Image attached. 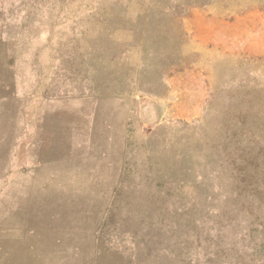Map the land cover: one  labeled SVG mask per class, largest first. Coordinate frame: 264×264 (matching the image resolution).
I'll return each instance as SVG.
<instances>
[{
    "label": "rangeland",
    "instance_id": "374dc122",
    "mask_svg": "<svg viewBox=\"0 0 264 264\" xmlns=\"http://www.w3.org/2000/svg\"><path fill=\"white\" fill-rule=\"evenodd\" d=\"M0 264H264V0H0Z\"/></svg>",
    "mask_w": 264,
    "mask_h": 264
},
{
    "label": "bare ground",
    "instance_id": "6f19581e",
    "mask_svg": "<svg viewBox=\"0 0 264 264\" xmlns=\"http://www.w3.org/2000/svg\"><path fill=\"white\" fill-rule=\"evenodd\" d=\"M54 175V174H53ZM51 189V188H50ZM50 193V192H49ZM48 197V196H47ZM46 199H49V198H46ZM43 200V199H42ZM53 200V199H52Z\"/></svg>",
    "mask_w": 264,
    "mask_h": 264
}]
</instances>
